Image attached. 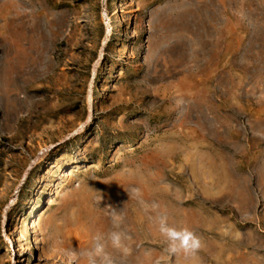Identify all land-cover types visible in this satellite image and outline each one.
<instances>
[{
    "label": "rangeland",
    "instance_id": "374dc122",
    "mask_svg": "<svg viewBox=\"0 0 264 264\" xmlns=\"http://www.w3.org/2000/svg\"><path fill=\"white\" fill-rule=\"evenodd\" d=\"M263 83L264 0H0V264H264Z\"/></svg>",
    "mask_w": 264,
    "mask_h": 264
},
{
    "label": "clouds",
    "instance_id": "9594fccd",
    "mask_svg": "<svg viewBox=\"0 0 264 264\" xmlns=\"http://www.w3.org/2000/svg\"><path fill=\"white\" fill-rule=\"evenodd\" d=\"M160 231L167 236L169 241V252L175 253L180 249L184 252L190 253L200 247V240L193 233L186 229H176L169 227L161 218ZM112 247L121 249L122 248V234L119 232H112L109 236ZM95 246L87 253L90 264H96L97 257L100 258L101 264H114L112 258L104 250L105 246L100 242V238H96Z\"/></svg>",
    "mask_w": 264,
    "mask_h": 264
},
{
    "label": "bare ground",
    "instance_id": "6f19581e",
    "mask_svg": "<svg viewBox=\"0 0 264 264\" xmlns=\"http://www.w3.org/2000/svg\"><path fill=\"white\" fill-rule=\"evenodd\" d=\"M162 55H163V53L159 54V55H158V58H161ZM260 82H261V79H260ZM262 82H263V80H262ZM257 84H258V83H257ZM257 84H256V85H257ZM263 84H264V83H263ZM257 86H258V85H257ZM260 86H261V85H260ZM255 87H256V86H255ZM262 87H263V86H262ZM117 226H118V225H117ZM122 226H126V225H125V224H124V225L122 224ZM113 232H119V233H121L122 236H123V237H122L123 240L125 239L124 237H126V236H125V234H126L125 232H126V231H125V229H123L121 226L116 227V228L114 229ZM123 240H122V241H123ZM126 240H127V239H125V241H123L124 244L122 245L121 250L124 249V251H125V250H127V249L130 247V244H129ZM108 250H109V249H108V247L106 246V248H105V252H107ZM120 254H121V252H120ZM120 254H116V252H113V253H111V257H113L115 260H119V261H120V260H121V255H120ZM119 261H118V262H119Z\"/></svg>",
    "mask_w": 264,
    "mask_h": 264
},
{
    "label": "crops",
    "instance_id": "0c3cea01",
    "mask_svg": "<svg viewBox=\"0 0 264 264\" xmlns=\"http://www.w3.org/2000/svg\"><path fill=\"white\" fill-rule=\"evenodd\" d=\"M262 101H264V97L261 99ZM264 112V111H263Z\"/></svg>",
    "mask_w": 264,
    "mask_h": 264
}]
</instances>
